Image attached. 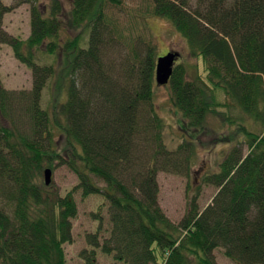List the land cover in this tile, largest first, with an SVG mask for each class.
I'll use <instances>...</instances> for the list:
<instances>
[{"label": "trees", "instance_id": "1", "mask_svg": "<svg viewBox=\"0 0 264 264\" xmlns=\"http://www.w3.org/2000/svg\"><path fill=\"white\" fill-rule=\"evenodd\" d=\"M14 1L0 0V43L32 67L34 82L20 97L0 85V118L14 125L0 126V194L9 200L0 205V264H67L78 190L101 195L111 223L103 237L101 208L93 212L99 223L80 252L85 264H97L100 250L123 264H219L217 247L239 264H264V0H152L153 13L174 24L208 71L206 81L189 77L183 64L173 66L167 85L191 136L175 150L163 140L154 106L156 44L131 37L108 11L123 0H71L68 11L62 0ZM24 3L31 6L27 39L3 26L5 14ZM68 28L81 32L65 37ZM41 51L67 65L65 95L52 112L43 98L56 66L38 62ZM218 90L237 106L227 116L237 125L229 137L234 144L208 175L218 188L212 202L201 208L196 192L174 222L160 205L158 173L189 171L194 139L209 129L211 114H221ZM58 162L79 179L65 194L41 180Z\"/></svg>", "mask_w": 264, "mask_h": 264}, {"label": "rangeland", "instance_id": "2", "mask_svg": "<svg viewBox=\"0 0 264 264\" xmlns=\"http://www.w3.org/2000/svg\"><path fill=\"white\" fill-rule=\"evenodd\" d=\"M49 1V0H48ZM65 8L71 9V0H62ZM5 4H12L14 0H3ZM111 6V5H110ZM196 7V2L193 1ZM152 0H123L121 5H112L108 7L111 16L118 20L117 24L122 27L131 37L140 39H152L157 47V54L164 55L168 49L179 52L176 59L177 64H183L186 67L189 77L199 74L202 79H208V71L205 60L202 56H193L190 45L186 37L176 29L174 24L164 16L153 13ZM31 6L24 3L8 12L4 16L3 26L13 35L22 39H27L31 33ZM69 29V28H68ZM81 32L80 28H72L63 32L65 37H73ZM84 43L89 33L82 34ZM125 39V38H122ZM128 41V38H127ZM40 63H52L56 66V74L49 80L45 90L43 105L51 110L54 103L60 97H64L66 83L62 81L66 73V60L56 55L46 52H38L36 55ZM0 85L6 90L21 96L23 92L30 91L33 87L34 75L33 69L28 64L19 60L13 48L6 43H0ZM220 105L216 109L221 112L220 115L211 114L208 119L206 133L200 134L195 140L196 155L193 156L192 165L189 171L169 172L160 171L158 173V182L160 187L159 201L160 205L174 221L179 222L188 209V200L196 192L199 193V205L201 208L210 204L216 195L218 188L213 183L207 181L208 175L219 169V163L224 158L230 147L234 144L229 137L234 134L237 125L227 118L228 113L237 111L230 99L222 90L216 92ZM154 106L159 117L163 121L162 135L163 140L169 149H177L186 138L184 129L181 128L182 115L172 101V93L169 85H158L155 87ZM231 106V107H230ZM240 113V112H239ZM239 119L241 115L231 114ZM243 119L250 126L252 119L244 114ZM231 120V121H230ZM62 122H64L61 119ZM12 122L6 118H0V126L13 127ZM18 130H22L18 124ZM257 131L261 127H256ZM262 131V130H261ZM243 136L239 135V138ZM228 137V140L224 138ZM193 139V138H192ZM55 140L59 142L62 148L66 147L65 136L61 129L56 126ZM218 140V141H215ZM248 150H246L247 152ZM189 172V173H188ZM44 174L41 180L44 181ZM77 174L69 165L58 162L53 171V180L51 187L61 194H65L78 183ZM104 185L103 181H99ZM75 198L78 203V215L73 220V241L65 243L67 264H85L81 257V250L88 247L87 235L96 231L99 220L93 217V212L101 208L103 216V237L110 234L111 223L109 220L108 206L106 204L100 207L103 197L99 194L83 196L80 190L75 192ZM8 197L0 194V205L7 207ZM217 262L219 264H239L237 261L228 257L224 248L217 247L214 250ZM97 264H123L113 259L111 255L104 254L101 250L98 252Z\"/></svg>", "mask_w": 264, "mask_h": 264}, {"label": "water", "instance_id": "3", "mask_svg": "<svg viewBox=\"0 0 264 264\" xmlns=\"http://www.w3.org/2000/svg\"><path fill=\"white\" fill-rule=\"evenodd\" d=\"M178 56L179 52L171 50L167 54L158 57L156 79L160 85L167 84L169 82L173 72L175 60ZM44 178L45 183L50 185L53 180V169L51 167H47L44 170Z\"/></svg>", "mask_w": 264, "mask_h": 264}, {"label": "flooded vegetation", "instance_id": "4", "mask_svg": "<svg viewBox=\"0 0 264 264\" xmlns=\"http://www.w3.org/2000/svg\"><path fill=\"white\" fill-rule=\"evenodd\" d=\"M168 51H170V49H168Z\"/></svg>", "mask_w": 264, "mask_h": 264}]
</instances>
